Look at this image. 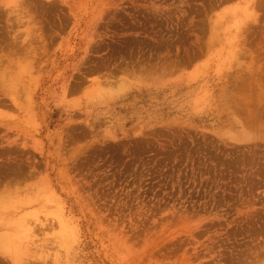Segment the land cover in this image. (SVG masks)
Returning <instances> with one entry per match:
<instances>
[{"label":"rangeland","instance_id":"1","mask_svg":"<svg viewBox=\"0 0 264 264\" xmlns=\"http://www.w3.org/2000/svg\"><path fill=\"white\" fill-rule=\"evenodd\" d=\"M0 264H264V0H0Z\"/></svg>","mask_w":264,"mask_h":264},{"label":"bare ground","instance_id":"2","mask_svg":"<svg viewBox=\"0 0 264 264\" xmlns=\"http://www.w3.org/2000/svg\"><path fill=\"white\" fill-rule=\"evenodd\" d=\"M4 231V230H3Z\"/></svg>","mask_w":264,"mask_h":264}]
</instances>
